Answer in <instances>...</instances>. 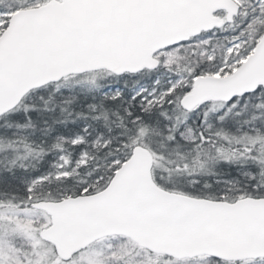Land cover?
<instances>
[{
  "label": "snow or ice",
  "instance_id": "snow-or-ice-1",
  "mask_svg": "<svg viewBox=\"0 0 264 264\" xmlns=\"http://www.w3.org/2000/svg\"><path fill=\"white\" fill-rule=\"evenodd\" d=\"M0 264H264V0H0Z\"/></svg>",
  "mask_w": 264,
  "mask_h": 264
}]
</instances>
